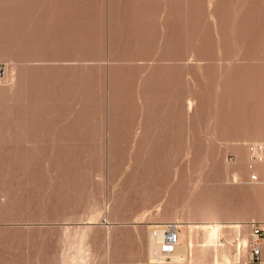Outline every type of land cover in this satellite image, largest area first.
<instances>
[{"label":"rangeland","instance_id":"rangeland-1","mask_svg":"<svg viewBox=\"0 0 264 264\" xmlns=\"http://www.w3.org/2000/svg\"><path fill=\"white\" fill-rule=\"evenodd\" d=\"M257 143L264 0H0V264H264Z\"/></svg>","mask_w":264,"mask_h":264},{"label":"bare ground","instance_id":"bare-ground-1","mask_svg":"<svg viewBox=\"0 0 264 264\" xmlns=\"http://www.w3.org/2000/svg\"><path fill=\"white\" fill-rule=\"evenodd\" d=\"M258 144V143H257ZM251 146H253V147H262V146H264V145H251ZM250 154V153H249ZM250 157H251V159H252V156L250 155ZM253 161V160H252ZM253 162H257L256 164L257 165H259V164H263L264 163V161H262V162H258V161H253ZM257 165H255V166H257ZM251 168V167H250ZM252 169V168H251ZM237 173V172H236ZM236 173H233L232 175H231V185H238V184H240L239 183V178H240V175H237ZM239 176V177H238ZM252 176H255V180L256 181H253L252 179H251V177ZM258 176H259V170H257V168L256 169H253L252 170V173H250L249 174V181L252 183V184H255L256 182V184H260L259 182H258ZM263 185V184H262ZM177 223V222H176ZM163 227H164V225H163ZM163 227H161V228H152V230H153V238H152V240H153V246H154V255H155V257H156V259H158V260H160V261H163L164 263L166 262V263H168V262H170V260H171V251H172V249H168V248H166V247H164L163 246V243H164V233H165V227L163 228ZM179 228V227H178ZM264 228V227H263ZM180 229H182V228H180ZM182 238H183V235L178 231V241H177V243H176V245L173 247V248H176L177 250H178V258H177V263H180V262H182L183 261V259H184V256H185V253H186V250H187V245L186 244H183L182 243ZM185 238V237H184ZM247 245H248V238L247 237H243L242 238V240H241V243H240V246L241 247H243V248H246L247 247ZM197 250V252L195 253V251ZM217 252V251H216ZM194 253H195V255H193L194 257L196 256V254H197V257L199 258V259H201V258H203V257H206L207 256V251H206V249L205 248H203V247H201V248H197V249H195L194 250ZM193 253V254H194ZM221 254H222V252H221ZM214 256V255H213ZM153 258V257H152ZM215 260H219V259H223V255H215L214 257H213ZM197 260V258H194L193 259V261L194 260ZM153 260H155V258L153 259ZM157 260V261H158ZM159 261V262H160ZM183 263V262H182Z\"/></svg>","mask_w":264,"mask_h":264},{"label":"built area","instance_id":"built-area-1","mask_svg":"<svg viewBox=\"0 0 264 264\" xmlns=\"http://www.w3.org/2000/svg\"><path fill=\"white\" fill-rule=\"evenodd\" d=\"M250 155L252 156L253 161L262 162L264 161V146L262 147H253L248 148ZM251 179L255 180V176H252ZM250 243L248 247V253L246 255L247 264H260L262 262L261 256V246H262V230L256 224H253L251 227L250 233ZM178 241V230L172 224H169L164 233V243L163 246L172 249Z\"/></svg>","mask_w":264,"mask_h":264}]
</instances>
